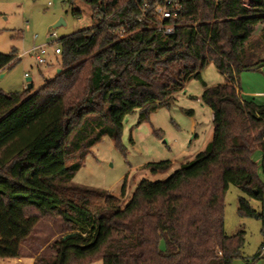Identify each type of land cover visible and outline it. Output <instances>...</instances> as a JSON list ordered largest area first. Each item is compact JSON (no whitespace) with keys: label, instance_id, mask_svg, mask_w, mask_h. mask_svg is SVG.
Segmentation results:
<instances>
[{"label":"trees","instance_id":"trees-1","mask_svg":"<svg viewBox=\"0 0 264 264\" xmlns=\"http://www.w3.org/2000/svg\"><path fill=\"white\" fill-rule=\"evenodd\" d=\"M84 1L93 26L59 39L61 72L37 90L0 88V258L231 264L246 241L244 230H225L231 184L260 200L258 212L240 196L238 209L243 216L258 213L264 226V184L252 158L257 147L264 154V103L246 97L239 82L242 71L264 66V0H185L180 15L168 20L175 25L170 34L157 29L154 0ZM20 59L15 50L0 51V73ZM210 62L225 82L203 79ZM192 79L202 81V100L213 112L212 138L193 158L165 178H142L126 201V183L115 194L74 181L105 134L121 146L129 114L139 112L141 122L170 107ZM171 166V159L144 165L154 173ZM53 216L66 226L49 246L53 253L23 254L37 225ZM263 247L244 264L263 257Z\"/></svg>","mask_w":264,"mask_h":264},{"label":"rangeland","instance_id":"rangeland-1","mask_svg":"<svg viewBox=\"0 0 264 264\" xmlns=\"http://www.w3.org/2000/svg\"><path fill=\"white\" fill-rule=\"evenodd\" d=\"M126 1L123 0V3ZM76 8L81 9L80 15L74 13ZM92 12V6L84 0H0V51L15 50L18 57L22 56L15 65L4 70V76H1L4 71L0 73V88L5 91L23 90L28 85L25 72L33 78V90L39 89L46 78L55 76L58 68H61L59 54L55 53V48L60 45L59 39L76 30L93 26ZM54 31L58 35L56 39L51 35ZM36 34L39 35L37 39ZM35 44H46L50 52L47 63L41 64L33 53H27ZM202 76L209 84L226 81L214 62L204 68ZM239 82L246 97L254 95L256 102L264 103V66L242 71ZM202 93V81L192 79L183 91L176 94L170 107L158 108L141 122L139 112L129 114L124 120L121 146L105 134L86 155L74 181L105 188L115 194H120L126 183V192L122 198L126 201L142 178L155 180L167 177L176 169L175 165L157 173L146 169L144 165L162 159L178 163L179 157H193V154L205 147L204 141L212 138L213 112L202 101ZM263 156L260 147L252 154L257 163V173L264 184ZM240 196L247 194L234 184L229 186L225 194L227 234L233 235L240 230L246 232V241L241 248L242 256L235 258L231 264H244V258L253 257L264 242L262 220L256 215L240 214ZM247 197L260 212V200ZM65 227L58 216L42 219L25 242L23 254L53 253L49 246L66 232ZM31 260H19V264H27ZM87 264H103V261L97 259ZM253 264H264V257L257 258Z\"/></svg>","mask_w":264,"mask_h":264},{"label":"built area","instance_id":"built-area-1","mask_svg":"<svg viewBox=\"0 0 264 264\" xmlns=\"http://www.w3.org/2000/svg\"><path fill=\"white\" fill-rule=\"evenodd\" d=\"M154 1L156 4L155 14L157 18L160 20L159 23L157 24L158 31L163 34L173 33L175 31V25L173 23H169L168 20L175 19L180 15L185 0H154ZM51 35L55 37V39L58 36L56 31H54ZM38 36L39 35L36 34L35 39H37ZM60 52H61V46L58 45L55 48V53L58 54ZM27 53H33L37 61L41 64L48 62L49 51L46 48V44H40V45L35 44L27 51ZM25 76L28 77L29 73L26 72ZM262 255L264 257V247H263Z\"/></svg>","mask_w":264,"mask_h":264},{"label":"crops","instance_id":"crops-1","mask_svg":"<svg viewBox=\"0 0 264 264\" xmlns=\"http://www.w3.org/2000/svg\"><path fill=\"white\" fill-rule=\"evenodd\" d=\"M49 55H50V52H49ZM49 57V56H48ZM26 73V72H25ZM6 74V71H4V75ZM209 84V83H208ZM216 84V83H215ZM209 85H213V84H209ZM203 90H204V88H203ZM252 96H254V95H252ZM209 140H208V138H207V140H205L204 141V144L206 143L207 144V142H208ZM205 144V145H206ZM194 156H195V154H193ZM193 156V157H194ZM192 156H190L189 158L188 157H179V159H178V163L177 162H173L172 161V165H175V167L177 168L179 165H180V163L182 162V161H184L185 160V158H187V159H191V158H193ZM9 258H15V259H18V260H26V259H32V264L34 263V260H35V258H34V256H31V255H28V256H22V257H7V258H0V259H9Z\"/></svg>","mask_w":264,"mask_h":264},{"label":"water","instance_id":"water-1","mask_svg":"<svg viewBox=\"0 0 264 264\" xmlns=\"http://www.w3.org/2000/svg\"><path fill=\"white\" fill-rule=\"evenodd\" d=\"M61 22H63V19L61 20ZM61 70V68H58V72H61ZM1 76H4V72L1 73ZM26 80L28 82L27 87L31 89L33 87V78L31 76H28ZM255 215L256 217H259V214L256 213Z\"/></svg>","mask_w":264,"mask_h":264}]
</instances>
